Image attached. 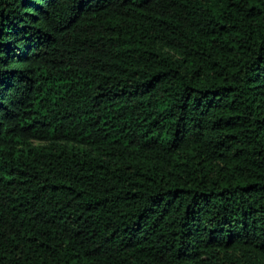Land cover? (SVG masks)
I'll return each mask as SVG.
<instances>
[{
    "label": "trees",
    "instance_id": "obj_1",
    "mask_svg": "<svg viewBox=\"0 0 264 264\" xmlns=\"http://www.w3.org/2000/svg\"><path fill=\"white\" fill-rule=\"evenodd\" d=\"M0 264H264V0H0Z\"/></svg>",
    "mask_w": 264,
    "mask_h": 264
}]
</instances>
